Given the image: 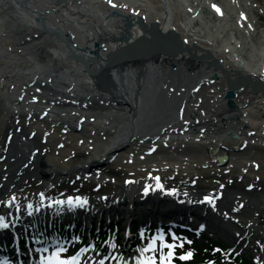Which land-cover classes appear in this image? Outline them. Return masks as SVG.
Instances as JSON below:
<instances>
[{
    "label": "bare ground",
    "instance_id": "6f19581e",
    "mask_svg": "<svg viewBox=\"0 0 264 264\" xmlns=\"http://www.w3.org/2000/svg\"><path fill=\"white\" fill-rule=\"evenodd\" d=\"M189 1L114 0L127 5L114 8L108 0H0V176L8 173L0 191L15 184L35 200L50 184L52 195L75 187L95 205L87 217L106 225L119 218L130 230L162 205L154 195L150 203L135 198L146 197L136 193L145 179L154 184L151 171L192 193L221 189L214 216L224 218L226 206L244 200L238 222L253 230L264 225V93L247 82L232 86L244 75L264 81V46L243 56L231 28L242 29L246 15L234 25V1H200L211 10L208 21ZM136 16L159 34L173 29L190 48L136 58L126 51L107 61L110 51L154 42ZM219 154L228 156L223 166ZM86 173L92 175L84 180ZM130 174L135 182L125 185ZM248 182L249 192L241 189ZM105 193L107 202L96 201ZM120 208L123 216H116Z\"/></svg>",
    "mask_w": 264,
    "mask_h": 264
},
{
    "label": "snow or ice",
    "instance_id": "6c2138e0",
    "mask_svg": "<svg viewBox=\"0 0 264 264\" xmlns=\"http://www.w3.org/2000/svg\"><path fill=\"white\" fill-rule=\"evenodd\" d=\"M108 3L114 8L127 7V5L116 4L114 0H108ZM212 7L217 13L223 14L221 8L217 5L213 4ZM36 91L40 92L41 89H37ZM31 99L34 102L38 101V97L35 95H33ZM81 119H83V117H81ZM197 139H199V137H197ZM154 150L155 146L148 149L149 152ZM3 160H5V156L0 155V161ZM4 167L6 169L7 165L5 164ZM165 167H167V165H165ZM95 174L99 176L100 172L97 171ZM91 175V173H86L83 179L87 180ZM147 177L154 181V184L149 183V180L145 179L141 189L143 193L148 194L150 191L159 190L169 196L178 195V187L166 186L159 174L154 175L153 172L149 171L147 172ZM7 179L8 173L5 171L2 176H0V189L5 188V181H7ZM80 179V177H77V180ZM111 179L114 182L115 178L112 177ZM167 179L171 178L169 177ZM134 182L131 174L129 178L123 181L125 185ZM24 183L27 184V181H24ZM191 183L195 185L197 181L192 180ZM101 186L100 183H96L95 189H100ZM219 187L223 188L224 185L221 184ZM248 187L251 188L252 185L249 184ZM53 189H55V185L50 184L43 190H36L34 195L38 198L35 200L28 198L29 193L24 191L23 188L17 189L15 184H9L6 190L0 191V230H15L13 233V243L23 238L24 232L28 228H37V214H40L42 210H53L57 215L65 212H72L77 209H84L85 211L94 210L95 205L90 202V196L88 194H81L75 187L72 188L71 194H68L67 190H57L55 195L49 194L50 190ZM183 195L187 198V202L189 203H206L215 209L217 207V199L222 196V193H217L215 189H211L203 194L202 199H192L188 191H184ZM95 199L99 202H107L109 196L105 193L97 195ZM119 199L118 196L115 197L114 202H119ZM180 202L183 203L184 201ZM231 211L235 212L236 209L233 208ZM221 214L226 219L230 218V213L227 210L223 211ZM26 217L33 218L28 221L27 225H25ZM231 218L235 219L237 222L239 220L238 217ZM248 223L250 224L251 221ZM51 227V222H49V228ZM66 227H71V225ZM199 227L204 228L205 225H200ZM45 231L29 233L28 239L31 241L32 246H25L28 264H175L176 258L187 260L193 255L191 251H176L177 248H183L185 242L191 244L192 241L187 237L178 236L175 231L169 232L168 235L170 238H166V233L163 230H157L155 234L146 238L145 229H140L137 238L146 242L136 245L131 251H125L122 245L118 246L117 243L111 242L110 238L104 239L100 250H97L96 243L92 241L83 243L85 239L83 234H69L65 238H59L49 233V243L46 244ZM60 234L63 235L62 232ZM116 234L118 236V232ZM111 235V233L108 234L109 237H111ZM124 235L125 238L129 237L131 235L130 230H126ZM236 235L239 236L240 233ZM78 243L82 244V246L70 254V247ZM13 251L14 254L18 253L19 249L16 248L13 249ZM213 251H219V249H214ZM256 259L259 260L260 258L257 257ZM0 264H24V261L20 260L18 257L14 260L5 255L0 257ZM208 264H214V262L209 260Z\"/></svg>",
    "mask_w": 264,
    "mask_h": 264
},
{
    "label": "rangeland",
    "instance_id": "374dc122",
    "mask_svg": "<svg viewBox=\"0 0 264 264\" xmlns=\"http://www.w3.org/2000/svg\"><path fill=\"white\" fill-rule=\"evenodd\" d=\"M201 0H190L191 5L194 7L199 5L198 2ZM216 2H220L222 0H215ZM235 4L233 6V12H229L231 21L236 23V16L240 13L239 11H244L247 15V20L242 19L243 27L242 29H234L233 34H235L236 38L239 40L240 44L243 47V56L249 58V53L251 48L254 46L256 50L260 49L261 46H264V0H234ZM224 2V1H223ZM226 3V2H225ZM201 12L203 14V18L208 21L212 13L210 12L209 7L207 5L201 7ZM234 23V25H235ZM231 30H228V34ZM227 36V35H225ZM2 101H0V116L2 115ZM149 238V236H147ZM141 244V242L139 243ZM196 245L203 246L197 248L200 252L196 257L191 258L192 261H199L197 264H208V261L211 260L214 264H239L237 261L233 260L231 255H228L227 252L224 251L226 245L220 244L219 242L209 241L207 242L204 239H198L196 242L187 244V247H184V251L194 252L196 250ZM204 247H208L206 250ZM214 249H219V251H213ZM226 249V248H225ZM186 251V252H187ZM194 256V254L192 255ZM201 257V258H200ZM190 261V258L188 259ZM243 264V263H242Z\"/></svg>",
    "mask_w": 264,
    "mask_h": 264
},
{
    "label": "water",
    "instance_id": "95a60500",
    "mask_svg": "<svg viewBox=\"0 0 264 264\" xmlns=\"http://www.w3.org/2000/svg\"><path fill=\"white\" fill-rule=\"evenodd\" d=\"M137 24L139 25V27L143 28L144 30H146L149 34V38L152 37L151 39H153L154 42H151L149 40H143V42H139L138 44L133 43L132 45L129 46H125L122 49L126 48V47H130V48H134L137 46H148L151 45L153 46V48L155 49V51H160L163 53H168V52H173L175 53L177 50H185L187 51L190 47L187 45H182L178 34L175 33L174 31H168L165 34H159L155 31V27L153 25H151L150 27L146 26L143 22H141L139 19L136 20ZM154 36H157V38H159L158 41H156V39L154 38ZM65 47H68V44L64 42ZM191 46L195 47V44H191ZM120 50V51H121ZM143 54H148V53H143ZM110 55V54H108ZM109 57V56H108ZM245 80L251 85L252 88L254 87H263L264 83L260 80H252L251 78H249L248 76L244 77ZM236 86V85H235ZM234 86V87H235ZM227 96L231 97L233 96V91L232 90H228L227 91ZM216 150V149H215ZM217 162L222 163L225 159L226 156L221 155V156H215Z\"/></svg>",
    "mask_w": 264,
    "mask_h": 264
}]
</instances>
